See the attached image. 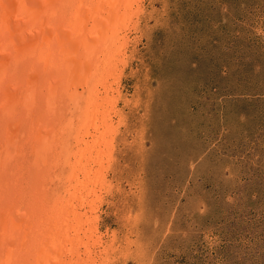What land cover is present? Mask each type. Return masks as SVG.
Listing matches in <instances>:
<instances>
[{"label":"rangeland","instance_id":"1","mask_svg":"<svg viewBox=\"0 0 264 264\" xmlns=\"http://www.w3.org/2000/svg\"><path fill=\"white\" fill-rule=\"evenodd\" d=\"M60 1L50 5L69 12ZM122 3L113 24L122 52L103 50L97 74L118 96L111 128L85 127L84 115L76 122L88 120L77 128L96 134L85 137L93 180L81 188L85 203H75L93 231L85 264H264V0ZM54 116L49 132L64 127ZM20 161L26 171L29 160ZM55 168L47 172L52 190L32 189L47 213L69 202L68 168Z\"/></svg>","mask_w":264,"mask_h":264},{"label":"bare ground","instance_id":"2","mask_svg":"<svg viewBox=\"0 0 264 264\" xmlns=\"http://www.w3.org/2000/svg\"><path fill=\"white\" fill-rule=\"evenodd\" d=\"M59 1L0 0V264H85L88 258L83 255L93 253L87 247L93 232L92 227H87L89 218L85 217L86 213H80L81 207L76 204L79 201L85 203L80 197L81 188L93 180L92 167L88 164L93 157L89 150L91 143L85 137L94 133L88 128L93 124L96 132H104V135L111 128L108 121L118 96L107 91L112 85L104 75L109 66L104 69V74H97L103 50L122 52L117 41L124 36L114 30L113 24L116 10H122L124 4L123 0H89V3L87 0H68L70 13L62 8L55 10L50 5L60 6ZM86 1L90 10L87 14L80 13L82 6L86 8ZM106 3H110L109 7L117 5L105 10ZM57 46L59 51L55 50ZM57 72L63 75L59 77ZM45 73L51 74L50 80L45 78ZM101 87L105 90L101 91ZM61 100L68 105L67 114L61 111ZM52 114L55 122L58 120L64 126L61 131L59 127H51L50 132L46 128V121ZM81 115L88 117L89 122L82 123L89 127L80 133L77 125L84 124L76 122L81 123ZM46 132L49 133L45 135ZM74 137L80 138L75 150L71 143ZM95 139L91 140L92 144L100 138ZM31 142L36 148L32 151L29 149ZM20 157L29 160L26 171ZM37 158L41 160L37 162ZM45 162L50 163L47 165L49 170L44 167ZM64 166L68 168L64 172L69 183L65 189L68 206L65 209L59 204L57 208L50 209L49 206L47 209L52 211L47 213L44 197L40 201L35 190L42 186V191H49L54 182L49 181L51 175L47 172ZM31 169L41 173L38 182L32 173H28ZM57 188L56 195L60 193ZM59 214L60 218L57 217ZM72 229L76 238L70 237L69 230ZM58 232L63 237L54 234ZM81 247L87 248L86 253Z\"/></svg>","mask_w":264,"mask_h":264}]
</instances>
